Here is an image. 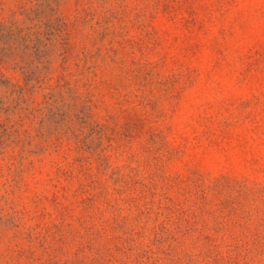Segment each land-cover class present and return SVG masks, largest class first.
<instances>
[{
    "label": "rangeland",
    "instance_id": "1",
    "mask_svg": "<svg viewBox=\"0 0 264 264\" xmlns=\"http://www.w3.org/2000/svg\"><path fill=\"white\" fill-rule=\"evenodd\" d=\"M0 264H264V0H0Z\"/></svg>",
    "mask_w": 264,
    "mask_h": 264
}]
</instances>
